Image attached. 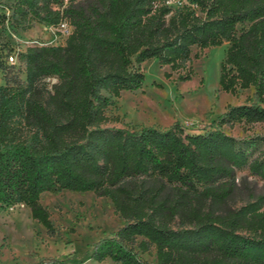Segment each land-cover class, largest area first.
<instances>
[{
    "label": "trees",
    "instance_id": "obj_1",
    "mask_svg": "<svg viewBox=\"0 0 264 264\" xmlns=\"http://www.w3.org/2000/svg\"><path fill=\"white\" fill-rule=\"evenodd\" d=\"M10 22L71 33L65 45L0 48V210L23 203L54 236L41 196L93 192L125 224L92 262L153 264L155 251V264H264V195L223 209L238 171L264 181V138L222 129L264 124V0H0V25ZM225 43L221 89L254 93L209 129L103 127L111 97L143 88L144 62L185 71L193 48Z\"/></svg>",
    "mask_w": 264,
    "mask_h": 264
},
{
    "label": "rangeland",
    "instance_id": "obj_2",
    "mask_svg": "<svg viewBox=\"0 0 264 264\" xmlns=\"http://www.w3.org/2000/svg\"><path fill=\"white\" fill-rule=\"evenodd\" d=\"M178 1L168 0V4L177 8ZM3 2L9 6L12 0ZM66 40L60 27L47 24L18 27L10 22L0 25V48L25 50L29 46H60L65 45ZM227 48V43L205 50L193 48L192 64L185 71L161 66L157 59L147 60L142 64L143 88L111 97L103 127L144 126L166 130L179 124L189 134L209 129L229 106L244 104L254 93L249 89L234 95L221 89V65ZM187 75H190L189 80H181ZM4 78L0 73V85L5 83ZM56 82V79L47 80L49 89ZM222 129L236 139L264 138V124H236ZM237 183L224 210L238 209L264 195V181L251 176L247 170L237 172ZM40 202L49 211L57 233L50 235L32 218L30 209L23 203L4 207L0 210V264H50L49 259L67 264H118L109 259L101 263L90 260L94 244L125 224L109 199L93 192L60 191L44 193ZM144 258L155 264V251L145 254Z\"/></svg>",
    "mask_w": 264,
    "mask_h": 264
},
{
    "label": "built area",
    "instance_id": "obj_3",
    "mask_svg": "<svg viewBox=\"0 0 264 264\" xmlns=\"http://www.w3.org/2000/svg\"><path fill=\"white\" fill-rule=\"evenodd\" d=\"M60 32H61V35L64 36V37H68L71 33V27L68 23H62L60 26ZM9 62L10 63H15L16 62V57L12 56L9 58Z\"/></svg>",
    "mask_w": 264,
    "mask_h": 264
}]
</instances>
